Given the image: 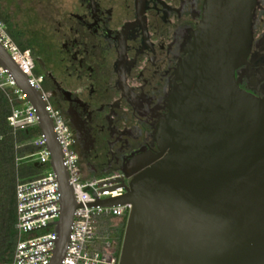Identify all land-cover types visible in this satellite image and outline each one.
<instances>
[{"label":"water","instance_id":"water-1","mask_svg":"<svg viewBox=\"0 0 264 264\" xmlns=\"http://www.w3.org/2000/svg\"><path fill=\"white\" fill-rule=\"evenodd\" d=\"M256 1L205 0L180 67L182 85L157 127L160 153L123 196L95 204L133 207L120 264H264V100L235 79ZM0 66L36 110L47 139L62 195L50 264H61L78 208L61 148L40 93L1 45Z\"/></svg>","mask_w":264,"mask_h":264},{"label":"flooded vegetation","instance_id":"flooded-vegetation-1","mask_svg":"<svg viewBox=\"0 0 264 264\" xmlns=\"http://www.w3.org/2000/svg\"><path fill=\"white\" fill-rule=\"evenodd\" d=\"M8 28L30 47L43 88L71 129L85 180L128 185L160 151L157 127L182 85L205 0H9ZM235 79L264 100V0Z\"/></svg>","mask_w":264,"mask_h":264},{"label":"built area","instance_id":"built-area-1","mask_svg":"<svg viewBox=\"0 0 264 264\" xmlns=\"http://www.w3.org/2000/svg\"><path fill=\"white\" fill-rule=\"evenodd\" d=\"M0 45L27 77L30 87L42 97L61 148L69 185L78 204L73 216L67 251L61 264H120L126 224L133 207L129 204L113 207L95 204L123 196L126 193L124 179L120 175H111L101 179L84 180L70 127L61 112L51 103L49 94L43 88L42 76L35 74L36 65L30 52L19 48L2 21ZM0 79L4 81L0 83V89L7 95L11 104L12 95L19 103V106L13 105L8 118V125L14 135L39 127L36 110L1 66ZM29 145L35 149V153L17 159L18 166L21 161L29 159V162L37 166L50 168L43 175L31 179L22 180L20 176L17 177V244L12 264H50L58 241L56 223L61 215V189L51 166V152L45 135L41 133ZM51 228L53 229L50 230Z\"/></svg>","mask_w":264,"mask_h":264},{"label":"trees","instance_id":"trees-1","mask_svg":"<svg viewBox=\"0 0 264 264\" xmlns=\"http://www.w3.org/2000/svg\"><path fill=\"white\" fill-rule=\"evenodd\" d=\"M0 21L5 23L8 33L19 48L29 51L27 42L7 27V15L4 14L1 6ZM35 74L40 76L37 70ZM12 99L13 104L0 89V264H12L17 244L16 184L20 168L17 159L24 158L30 153L34 154L35 149L28 144L41 135L39 127L14 135L8 125V118L12 113L13 105L19 106V103L13 95ZM41 168L43 167L34 164L23 173L22 177L26 179L29 176L39 175Z\"/></svg>","mask_w":264,"mask_h":264},{"label":"rangeland","instance_id":"rangeland-1","mask_svg":"<svg viewBox=\"0 0 264 264\" xmlns=\"http://www.w3.org/2000/svg\"><path fill=\"white\" fill-rule=\"evenodd\" d=\"M0 6L3 8V12H4V14L5 15H7L8 13H9V11L12 9V4H11V2L9 1V0H0ZM0 83H4V81H2L1 79H0ZM42 85H43V83H42ZM46 91V90H45ZM47 92V91H46ZM35 138H37V137H35ZM34 138V139H35ZM30 160L29 159H26V160H23V161H21L20 163H19V166H20V168H19V176H20V178L22 179V180H27V179H31V178H34V177H37V176H39V175H43L45 172H46V170H49V166H47V167H45V168H41V173L39 174V175H36V176H34V177H31V176H29V178H26V179H24L22 176H23V173L26 171V170H28L31 166H33L35 163H31V162H29ZM111 175H113V174H108V175H105V176H96V177H93V178H91V179H89V180H94V179H101V178H105V177H107V176H111ZM85 180V179H84ZM86 181H88V180H86ZM53 228H51L50 230H52Z\"/></svg>","mask_w":264,"mask_h":264},{"label":"crops","instance_id":"crops-1","mask_svg":"<svg viewBox=\"0 0 264 264\" xmlns=\"http://www.w3.org/2000/svg\"><path fill=\"white\" fill-rule=\"evenodd\" d=\"M29 145V144H28ZM32 155V153L28 154L27 156ZM37 166V165H36Z\"/></svg>","mask_w":264,"mask_h":264}]
</instances>
